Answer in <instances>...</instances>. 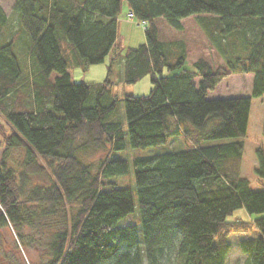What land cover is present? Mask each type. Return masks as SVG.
Instances as JSON below:
<instances>
[{
	"label": "trees",
	"instance_id": "1",
	"mask_svg": "<svg viewBox=\"0 0 264 264\" xmlns=\"http://www.w3.org/2000/svg\"><path fill=\"white\" fill-rule=\"evenodd\" d=\"M122 1L16 0L15 30L0 6V116L11 125L0 140V228L22 239L24 227L55 220L43 264H226L228 236L256 229L238 245L246 264H264V216L226 221L239 208L264 214V188L240 173L251 98L264 97V0H125L145 43L115 49L104 80L73 81L70 68L102 64L117 45ZM190 16L224 67L203 57L189 65L184 40L161 39L162 21L183 31ZM228 73L253 74L250 96L208 98ZM146 76V94L112 92ZM120 101L126 124L112 117ZM177 136L185 149L133 158L140 222L119 226L136 204L131 189L106 187L129 172V160L113 155ZM14 149L23 152L17 168L6 162ZM100 149L95 165L78 156ZM256 160L264 179L262 147ZM36 176L48 185L33 184Z\"/></svg>",
	"mask_w": 264,
	"mask_h": 264
},
{
	"label": "rangeland",
	"instance_id": "2",
	"mask_svg": "<svg viewBox=\"0 0 264 264\" xmlns=\"http://www.w3.org/2000/svg\"><path fill=\"white\" fill-rule=\"evenodd\" d=\"M1 7L6 15L9 17V28L11 30L17 29L18 15L14 13L13 7L15 0H0ZM127 3L122 1V9L119 14V19L126 18L125 22L120 25L117 37L118 47H137L145 41V34L143 29L136 23V20H129L127 22ZM184 25L183 31H175L169 27L164 21L158 26L161 33V39L167 41L184 40L187 45V63L190 65L198 58L203 57L207 59L213 70L219 67H224L221 57L217 54L215 49L207 41L202 31L197 26L194 17H188L182 21ZM122 66V65H121ZM107 66L106 64H97L89 67L87 71L81 69H70L72 80L75 82H99L105 78ZM117 80V79H116ZM253 74H232L228 75L221 81V83L214 89L208 92V98H230V97H249L251 94ZM196 83L198 79L194 80ZM152 84L150 77L146 76L144 79L135 84H126L123 81H118L112 86V92L118 97L125 94H146L151 89ZM264 97L251 98V113L248 121V128L246 135L241 139L244 141V154L241 163V176L250 181L251 189L260 190L264 188V179L258 177L255 173L257 165L256 150L262 147L264 150V135L261 131V124L263 119ZM117 121L126 124V115L124 111L123 102L120 101L116 107V113L112 115ZM11 133V125L8 121L0 116V140L4 135ZM227 140L210 141L209 144H216L225 142ZM186 143L182 136L170 138L165 144L155 147L147 148H132L128 143L124 150L116 152L113 157L125 158L129 160V172L125 175L111 177L106 179L108 184L106 187L116 185L118 187H127L131 189L135 209L128 217L122 219L118 225L125 226L130 224H139V208L137 198V188L135 181L134 167L132 164L133 158L146 157L165 153L168 151H175L185 149ZM4 152L0 148V159ZM107 150L100 149L86 152H79V158L87 163L95 165L100 159L104 158ZM23 152L19 149L10 151L7 155L6 162L8 167L17 168L21 161ZM32 183L37 185H48L49 179L47 176H36L32 178ZM264 214L256 217H263ZM251 215L245 208H239L231 215L227 216V222L236 220L250 221ZM253 218L255 217L252 216ZM60 226L55 220L43 222V224L34 223L31 226H26L22 229V239L18 238V233L8 225V227L0 228V264H43L49 260L50 254L47 250V244L50 241L51 232L57 231ZM258 231L254 229L251 233H231L228 236V242L231 245L230 253L226 259V264H246L247 257L241 253L238 241L250 236H254Z\"/></svg>",
	"mask_w": 264,
	"mask_h": 264
},
{
	"label": "crops",
	"instance_id": "3",
	"mask_svg": "<svg viewBox=\"0 0 264 264\" xmlns=\"http://www.w3.org/2000/svg\"><path fill=\"white\" fill-rule=\"evenodd\" d=\"M16 1V0H15ZM0 6H1V3H0ZM2 8V7H1ZM3 9V8H2ZM129 12V11H128ZM119 17L120 16H118V18H117V37H118V32H119V29H120V25L121 24H123V22H125V20H126V18H121V19H119ZM128 19V18H127ZM127 22H129V20H127ZM27 43H28V38H27V36H22L21 37V40H20V42H19V45L17 46V48L18 49H20V50H22V49H25V47H26V45H27ZM143 43H145V41H143L141 44H143ZM140 44V45H141ZM139 46V45H138ZM114 48V47H113ZM113 48H112V50L110 51V53H109V55H108V57L106 58V60H105V64H106V66H108V63H109V60H110V58L115 54V52H116V50L114 51L113 50ZM126 48H128V47H126ZM130 48H136V47H130ZM125 49V48H124ZM19 50V51H20ZM103 63V64H104ZM191 65V64H190ZM118 66L121 68V65L120 64H118ZM70 69H79V68H75V67H73V68H70ZM89 69V68H88ZM87 69V70H88ZM86 70V71H87ZM106 74H107V70H106ZM105 77H106V75H105ZM105 79V78H104ZM103 79V80H104ZM102 81V80H101ZM83 82V81H82ZM135 95H140V94H135ZM256 217V216H255ZM254 217V218H255ZM250 218H252V219H254L252 216L250 217ZM240 241H238V243H239Z\"/></svg>",
	"mask_w": 264,
	"mask_h": 264
},
{
	"label": "built area",
	"instance_id": "4",
	"mask_svg": "<svg viewBox=\"0 0 264 264\" xmlns=\"http://www.w3.org/2000/svg\"><path fill=\"white\" fill-rule=\"evenodd\" d=\"M130 16H132V15L130 14Z\"/></svg>",
	"mask_w": 264,
	"mask_h": 264
}]
</instances>
